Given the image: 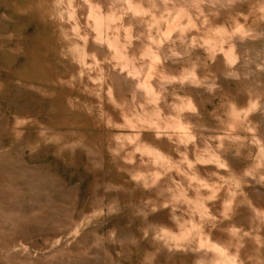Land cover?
I'll return each instance as SVG.
<instances>
[{
	"label": "bare ground",
	"instance_id": "1",
	"mask_svg": "<svg viewBox=\"0 0 264 264\" xmlns=\"http://www.w3.org/2000/svg\"><path fill=\"white\" fill-rule=\"evenodd\" d=\"M1 1L0 5L4 0ZM132 1L76 0L78 17L75 19L68 17L65 18L66 20L60 19L58 22L57 20L48 21L45 19V12L48 11L49 5L47 2L43 4L39 0L26 2V5L19 10L20 13H25L24 16L17 18L8 16L0 10V45L13 35L9 30L10 26L14 30H20L32 24L33 20H37L41 24L53 22V32L62 44L67 37H64L63 34L70 33L74 29L81 30L86 37V43L89 41L87 43L89 52L97 53L102 60L100 62L108 79L106 86L114 97L111 101L101 99L102 114L94 121L97 126L106 132L111 127H145L146 124L137 119L140 116L137 109L141 108L143 104L150 106L154 103L155 106L159 105L160 109L157 106V108H151L148 111L158 114L160 112L165 113V117L161 118L162 120L159 119L160 121H172V115L177 116L179 128L190 134L193 133L192 141L188 147L187 142L182 144L174 136L159 135L149 130L148 136L142 134L145 141L140 143V146L146 143H149L150 146L154 145L165 151L171 158L176 157V160L187 166L189 162L186 161L187 156L195 159L196 155L203 150L204 152L212 151L213 154H219L229 162L230 167L241 178L245 179L247 197L233 206V213L222 196L212 198L214 201L211 204L212 213L210 214L195 210L188 202L183 203L181 207L185 210H181L180 214L174 215V211L171 209L161 213L159 221L161 227H159L157 220L151 221L153 224L151 227V223L145 217L141 218L136 212L130 216L140 217L139 226L137 227L134 221L131 228H129V223L125 221L116 224L115 220L111 218L112 214H108L105 217L107 218L106 225L94 223L82 238H76L78 235L76 232V224L78 223L76 194L80 183L67 184L58 172L52 170V162L47 164L29 163L25 157L20 156L26 147L20 146L22 150H17L16 157L0 155V264H125V258L130 259V262L135 264L132 254L137 247L140 248V253L146 259L144 264H163L158 260L160 257L158 251L165 255L167 264H172L169 262L172 259L175 260L176 264H181L178 261L180 259L183 264H192L191 261L200 259L206 261L207 264H214L211 258L222 253L224 251L222 247H227V251L233 249L239 264H264V169L257 166L255 170L252 167L250 168L252 173L248 174L244 165L241 166L242 168H237V163L242 164V161L236 156L235 151L237 150H234L235 146L231 142L241 140L242 136L236 132L235 135H230L231 137L225 136V133V135L217 133L224 129L221 117L228 109L232 119H234L232 124H236L239 121L236 108L248 105L251 107L248 114L249 123L257 131L264 147V22L251 27H240L242 21L247 25L257 14L262 12L264 0H135L137 4H140V9L137 5V8L133 9L130 6ZM91 4L110 6L111 9L119 12L121 17L126 16L124 22L131 33L130 40L133 41L128 45L129 48L126 49V52L129 50L130 55L136 61L138 60L137 55L142 50L152 49L155 51L156 59L151 64L145 81L138 74L137 76L133 74L134 72L128 71V66L124 65L120 60L121 58L118 59V56H116L117 58L114 56L118 51H116L114 44L109 41V38H102L97 35L98 24L92 19L93 5ZM141 5L153 9L154 15H147V10H145L147 12L141 11L143 8ZM172 9H177L179 13L188 9L191 15L188 24L178 29L174 27L175 21L172 20L165 27V30L167 28L165 35H162L160 40H154L148 31L152 19L154 20L157 14L161 15L162 10L170 11ZM243 10H246L245 12L251 17L242 14L241 11ZM62 13L64 14V12ZM58 16L61 17L59 14ZM162 17L163 15L160 16V19ZM232 20H236L240 25L235 30L231 27ZM60 24L62 25L60 26ZM219 25L223 28L227 26L231 33L222 40L221 47L216 49L211 41H207L203 37L212 34ZM17 35L23 36L25 34L21 30ZM52 39L50 56L53 59L48 62L51 71L47 69L51 74L48 72L49 77L45 78V81L49 80L53 84L55 81L65 84L66 88L63 89V92L68 95L67 99H64L66 102L73 95L71 91L75 87H78V90L82 92H87V88L79 81L71 84V80H77V75L80 73V70L76 68L78 63L74 62L71 57L63 55L57 48L58 42L54 38ZM39 40L40 38L37 37L33 43H30L33 45L30 59L40 63V59L35 57L42 53L39 49ZM21 47L19 43L17 49H2L0 51V63L11 64L13 60L18 58ZM93 53L89 56L90 59H94ZM228 53L232 60L227 58ZM37 64L34 65L35 69H37ZM138 65L141 66L139 61ZM188 68L193 71V74L186 73ZM34 72L28 69L22 72V75L24 78H28L30 75H35ZM85 76L91 83L89 91H95L96 75L91 76V73L86 72ZM1 86L5 100L11 103L13 109L17 111L15 114L16 124H24L25 112L29 111V106H34L35 102H40L41 98L44 99V95L48 93L45 87L25 83L22 80H11V83L6 85L1 83ZM14 92L17 93L13 94ZM154 92H156L157 101L149 100L151 93ZM184 95L193 98L195 107L191 106L190 103L189 106L183 105L182 101L186 99ZM93 99L96 100V97ZM216 100H220V105L218 111L214 108L216 111L214 115L208 108V104H215ZM12 106L9 107L10 112ZM245 111L247 110L245 109ZM88 116L93 115L89 113ZM5 117L6 120L1 122L2 125L7 124L8 116ZM67 122H61L68 126L66 131H74L73 134L79 135L78 137L69 135L71 139L66 140V137L61 133H47L51 127L38 124V135L51 140L49 145L51 147L45 151L46 153L44 152L42 157L37 155L36 157L31 156V158H46L49 161V155L58 159L63 157L70 160L76 168L84 162L83 154H85L95 166L94 171H99L102 165L106 163L105 150L100 144L90 141L82 130H76L77 125L71 128L69 126H72V122ZM157 122H154L153 127H161ZM80 125L83 126V124ZM233 126L230 127L229 134H231V130L238 129L233 128ZM22 131L20 130L19 134ZM106 135L109 136L108 133ZM215 140L222 141L224 146H216ZM61 145L63 146L61 147ZM247 145L246 147H249ZM0 149H5V146H0ZM29 151L32 153L34 150L30 149ZM127 155H137V164H132V160L122 159L119 156L115 157L116 163L127 169L137 170L136 168H138L139 170L144 168L143 159L145 158L150 162V165H154V162L152 163L148 159L153 154L149 153L147 149H144L143 152L132 149L127 152ZM244 155L250 156L248 153H244ZM183 157L186 158L184 161L182 160ZM18 161L19 164H17ZM10 163L11 165L8 166ZM246 163L249 165L252 162L246 161ZM63 164H65L64 161ZM126 164L131 166L128 167ZM55 167L58 168L59 164L56 163ZM199 167L203 173L209 176H217L216 171L226 172L227 169L220 163L213 162L199 163ZM115 172L119 173L116 167ZM146 175L148 174L139 176L144 178ZM174 175L178 178L176 172ZM94 176L91 186L98 188L99 191L98 193L94 191L93 194L100 198L90 202L93 209L96 208L94 205L98 206L105 203L102 197L109 199L106 200L108 201L107 206L114 202L115 199L110 192L120 193L128 188L124 178L118 177L119 182H117L113 178L108 181L104 175L99 173ZM82 179L84 180L85 177ZM170 181L173 182L172 179ZM162 187L164 188L163 191L169 195L170 192L167 187L164 185ZM191 191L195 193L199 189L191 187ZM149 199L152 200L153 197L150 196ZM88 210L87 207L81 208L79 215L85 217ZM100 212L102 213V210ZM110 212L112 210H109ZM225 213H231V217L229 218ZM189 215H195L196 220L202 222L209 234L221 245L217 246L215 243L216 246L213 245L211 248L204 247L205 249L194 250L181 247L169 248L168 245L163 244L161 239L165 235L158 237L157 231L173 236L174 233L169 227L173 225L171 227L174 229L178 218L182 220L183 216L189 217ZM122 216L127 217L126 214ZM117 228L119 231L116 235ZM138 228L142 236L147 239L141 246H139L141 240L137 241L140 233ZM69 234L74 237L67 238ZM32 235L41 236L45 241H50L52 243L51 249L40 251L39 245L28 238ZM155 259L156 262H153Z\"/></svg>",
	"mask_w": 264,
	"mask_h": 264
},
{
	"label": "rangeland",
	"instance_id": "2",
	"mask_svg": "<svg viewBox=\"0 0 264 264\" xmlns=\"http://www.w3.org/2000/svg\"><path fill=\"white\" fill-rule=\"evenodd\" d=\"M28 1L30 2L32 0H4L2 5H0V10L11 17L17 18L20 16H24L25 13H20L19 10L22 9ZM39 1H41L43 4L47 2V4L49 5L48 11L45 12V19H47L48 21L57 20L58 22L60 21V19L66 20L68 17L70 19H75L78 17L76 10V0ZM1 2L2 1L0 0V3ZM68 5H70V7H68ZM91 5H93L92 19H94V21H96V23L98 24V28L96 29L97 35L102 38H109V41L114 44L116 51H118L114 56H118V59L121 58L120 60H122L124 65L128 66V71H131L132 73L134 72L133 74L135 75L138 74L140 77H142L143 81H145L147 72L151 64H153L156 59L155 51L152 49L148 51L142 50L141 53L137 55L138 60L136 61L135 58H132V56L130 55L129 50L127 51L128 53L126 52V49L129 48L128 45L130 43H133V41L130 40L131 33L126 23L124 22L126 16L121 17L120 13L111 9L110 6H107V8L102 5ZM136 5L140 9V4H137L135 0L131 2L130 6L135 9L137 8ZM141 7H143L141 8V11H148L147 15H154L153 9H150L149 7H146L144 5H141ZM96 8L100 10L98 11ZM187 11L188 9H184V13H179L177 12V9H172L170 11L162 10V19H160L161 15L158 14L154 17V20L152 19L150 28L148 30L150 32V36L154 40H160L161 37H163L167 32V28L165 30V27H167V24L171 23L172 20L175 21V28L179 29L187 25L189 19L191 18L190 11ZM245 11L246 10L241 11L242 14L251 17ZM62 12H64V14ZM58 14L61 17H59ZM241 17L243 18L244 16L242 15ZM262 20H264V9L260 14H257V16L253 18V20H251L249 24L245 25L246 23L242 21L240 23V26L236 20H232L231 27L233 28V30L237 29L239 26H243L244 28H246L247 26L251 27L257 24H263L264 21ZM32 22L33 23L29 24L26 28H22L20 30H14V28L9 25V30L13 33V35L9 40L4 41L0 45V51L2 49L8 50V48L17 49L19 43L22 46L19 49L18 58L13 60L11 64L0 63V146H5V149H0V155H5V157H9L10 155H12L13 157H16L17 150H22L20 146L26 147L25 151L22 152L20 156L25 157V159L29 163L47 164L48 162H52V170L54 172H58L59 176L63 177L66 180L67 184L75 182L80 183L79 190L76 194V202L78 208V212L76 213V217L78 219V223L76 224V232H78V235L76 238H82L85 232L90 229V227L94 223L106 225L107 218L105 217L108 214H112L111 218L115 220L116 224L122 223L124 221L129 223V228L133 226L134 221L136 222L138 227L140 217H145V219L151 223V227H153L151 221L157 220L159 227H161V224L159 222L161 219V213L171 209L174 211V215L180 214L181 210H185L181 207V204L186 202L190 203L189 205L192 206V208H194L195 210H199L204 214H210L212 213L211 204L214 201V199L212 198H215L216 196H222L226 204L229 205L230 210H232V213L234 212L233 206H235L237 202H240L241 200L245 199V197H247V186L244 184L245 179L241 178L233 170V168L230 167L229 162H227L223 156L216 153L213 154L212 151L204 152L203 150L200 152V154L196 155L195 159L187 156L188 158L186 161H189L187 166L183 165L179 160H176V157L171 158V156L166 154L165 151H162L160 148L154 145L150 146L149 143H146L143 144V146H140V143H143L145 141V138L142 134H146V136H148L149 130L159 135H166L168 137L174 136L182 144L187 142L188 147L189 143L192 141L191 136H193V133L190 134L189 132H186L179 128V126L177 125V116L172 115L173 120L167 122L159 120L165 117V113H150V111L148 110H151V108L154 109L158 106V109H160L159 105L155 106L154 103L149 106L143 104V102H140V104L143 105L141 108L137 109L140 113V116L137 117V119L146 124V126L149 125V127H111L108 132L98 127L96 122L94 121L102 114L101 99L105 101H111L112 99H114L106 86L108 85V79L102 63L100 62L102 61L101 58L97 53L89 52V47L87 44L89 43V41L86 43V37L83 35V32L81 30L78 31L74 29L72 31L73 33L70 32L67 34H63L64 37H67L64 44H62L59 42V39L53 32V22H48L47 24H41L37 20H33ZM61 25L62 24H60V26ZM74 26L75 25L73 24V27ZM21 30L25 35L18 36L17 34L21 32ZM99 30H101L100 33H98ZM230 33L231 31L229 28H227V26L226 28H223L221 27V25H219V27L215 28L212 34H209L203 38L207 41H211L216 49H218L221 47L222 40L228 37ZM71 35L74 37H72ZM118 36L119 38L117 39ZM37 37L40 38L39 49H41L42 51V56L37 55L35 57L40 59V63L38 61L30 59L33 52V45H31L30 43H33ZM52 38H54L58 42L57 48L63 55L71 57L74 62L78 63V67L76 68L80 70V73L79 75H77V80H71V84L73 82L79 81L82 82V85L87 88V92H82L78 90V87H75L74 90L71 91L73 95L71 94L72 96L69 98V100L66 101L67 103L64 99H67L68 95L63 92V89L66 88L65 84H61L57 81H55L54 84L49 82V80L45 81V78L49 77L48 72L51 71L48 62L50 61V59H53V57L50 56V45L53 41ZM123 46L125 49L123 48ZM67 47L69 48V50ZM92 53L94 59H90L89 57L92 55ZM227 58L229 60H232L229 53L227 54ZM95 60L97 61L95 62ZM138 61L139 63H141V66L138 65ZM36 64L37 69H35L34 67V65ZM27 68L31 71H35V75H30L28 78H24L22 72L27 71ZM86 72L91 73V76L96 75L95 79H97V82L95 84V91H89L91 83L88 82L87 77L85 76ZM49 73L51 74V72ZM186 73L193 74V71L188 68ZM51 79H53V77H51ZM11 80H22L25 83H31L45 87V89L48 90V93L44 95V99L41 98L40 102H35L34 106H29V111L25 112L26 119L24 124L15 123V114L17 111L13 109L14 107L11 105V103L5 100L3 95L1 83H4L6 85L8 83H11ZM16 93L17 92H14L13 94ZM155 93L156 92L151 93V98H149V100H158ZM94 97H96V100L93 99ZM184 97L186 98L184 101H182L184 106H189L188 104L190 103L191 106L195 107V102L193 101L192 97H188V95H184ZM219 102L220 100H216L215 104H208V108L214 115L216 111L219 110ZM11 106L12 111L10 112L9 107ZM214 108L217 110L214 111ZM236 109L238 110V123L232 124L234 122V119H232V116L230 112H228V109L226 113L221 117V120L224 123V129L218 131L217 133H219L220 135L226 134L225 136H233L236 132L237 134H240L242 136L241 140L235 142L233 141L231 143L233 144V146H235L234 150H237L235 151L236 156L241 158L242 161V164L237 163V168H242L241 166L244 165L246 172H248V174H251L252 171L250 168L252 167L255 170L257 166H260L262 169H264V147L261 144V140L259 139L257 131H255V129L249 123L248 114L251 107L247 105L243 107H237ZM245 109L247 111H245ZM89 113H91L93 116H88ZM5 116H8V121H6L7 124L2 125L1 122L6 120ZM62 121L63 123H68L67 121H71L72 126L69 127L73 128L77 125L78 128H76V130H82L85 136L90 141L98 143L103 147V149L105 150L104 155L106 156V163L102 165V169L100 168L99 171H94L95 166L91 163L92 161L89 160L88 156L85 154H83L84 162L80 163V165L76 168L70 160H68L67 158L64 159L63 157L62 159H58L49 155V161H47L46 158H31V156L36 157L37 155H40L42 157L44 152L48 151L51 147L49 146L52 142L51 140H48L45 136L38 135V124L48 126V128L51 127L47 130V133H61L66 137V140L71 139L69 138V135H71V137L74 136L75 138L79 136L73 134L74 131L67 132L66 128L68 126L66 124H62ZM154 122L159 123L161 127H153V125H155ZM80 124H83V126H81ZM229 125L230 127L234 125L233 128L238 129L231 130V134H229V130L232 128H230ZM134 126L136 125L134 124ZM20 130L23 131L19 134ZM106 133H108L109 136L106 135ZM214 144L216 146H224L223 142H218V140H215ZM247 144L249 145V147H246ZM128 145H130L129 148ZM62 146L63 145H61V147ZM29 148L33 149L34 151L31 153L29 151ZM132 149H137L141 152H143L144 149H147L149 153L153 154V156L148 159L152 163L154 162V165H150V162H148L145 158L143 159V163L145 166L144 168L139 170L138 168H136L137 170L127 169L123 165H118L115 160L116 156H119L120 158L126 160L130 159L132 160V164H137V155H127V152L131 151ZM23 153H25V155H23ZM244 153H248L250 154V156L244 155ZM184 159L186 158L183 157L182 160L184 161ZM63 161L65 162V164H63ZM197 161L199 163H220V165H222L223 167L225 166V168L227 167V169L226 172L216 171L215 173L217 174V176H209L208 174H205L200 170L199 163H196ZM246 161L252 163L248 165ZM56 163L59 164L58 168L55 167ZM17 164H19V161L17 162ZM10 165L11 163L8 164V166ZM126 165L128 167L131 166L129 164ZM115 167L118 169L119 173L115 172ZM109 171L111 173H108ZM175 172L178 174V178L175 177ZM96 173L104 175V177L108 181L113 178L117 182H119V178H124L128 185V188L120 193L116 191L110 192L111 196L115 200H113L114 202L109 204V206H107L108 201H106L109 199L107 197L103 198L101 196L102 200L105 201V203L98 206L94 205L96 206V208L93 209L91 207L92 203L90 202H92L93 200H98L100 198L99 196H94L93 194L94 191H97L98 193L99 189L93 187V185L91 186V182L93 181V178H95L94 175ZM144 174L148 175L144 176V178H140L139 175ZM110 175H112V177H110ZM82 177H85V179L83 180ZM170 179H172L173 182H171ZM163 185L166 186L169 190V195H167V193L163 191ZM191 187H196L199 189V191L193 193L191 191ZM150 196L153 197L152 200L149 199ZM233 200L235 203L233 202ZM84 207H87V209L89 210L86 212L85 217H81L79 215V211ZM12 210H15V208H12ZM100 210H102V213H99ZM109 210H112V212L109 213ZM133 212L139 213L140 217L130 216ZM123 214H126L128 218L123 217ZM225 215H227L229 218L231 217V213H225ZM171 226L169 228L173 231V236L166 235L161 231H157L158 233L156 232L158 237L165 235V237L161 239V242L168 245L169 248L181 247L183 249L191 248L196 250L199 248L205 249L204 247L211 248L213 247V245L216 246V244L217 246L221 245L220 242H217L216 239H214V237L209 234L208 230L205 229V226L202 225V222H198L196 220L195 215H189V217L183 216L182 220L178 218L177 224L174 225L175 228L172 229ZM118 231L119 228H117L115 231L116 235L118 234ZM138 235L139 236L137 237V241L141 240V243L139 244V246H141L146 242L147 239L146 237L142 236L141 232ZM150 236L153 235L150 234ZM73 237L74 236L72 234H69L67 236V238ZM28 238L39 245L40 251L51 249L52 243L50 241H45L41 236L32 235ZM222 248L224 250L222 253H218V256L216 255L217 257L215 256L211 258V261L214 264H239V260L237 258V255L233 252V249L227 251V247ZM158 254H160L158 260L163 264H167L168 261L165 255L159 251ZM132 256L134 258L135 264H144L143 262H145L146 260L140 253L139 247L136 248V251L132 254ZM125 259V264H133L130 262V259ZM178 261L183 264L181 262V259ZM153 262H156V259ZM169 262H171L172 264H176L175 260L173 259L169 260ZM186 262L189 261L186 260ZM190 263L207 264L206 261L201 259L191 261Z\"/></svg>",
	"mask_w": 264,
	"mask_h": 264
}]
</instances>
